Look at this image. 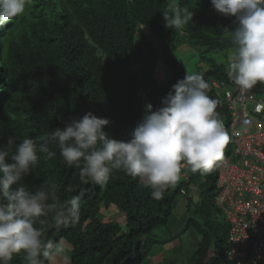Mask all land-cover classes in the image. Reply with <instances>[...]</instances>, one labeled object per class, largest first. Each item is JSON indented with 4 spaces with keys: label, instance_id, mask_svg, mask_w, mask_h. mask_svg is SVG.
I'll list each match as a JSON object with an SVG mask.
<instances>
[{
    "label": "trees",
    "instance_id": "obj_1",
    "mask_svg": "<svg viewBox=\"0 0 264 264\" xmlns=\"http://www.w3.org/2000/svg\"><path fill=\"white\" fill-rule=\"evenodd\" d=\"M174 7L194 13L182 30L165 27L162 12ZM233 20L211 0H30L24 14L0 26V146L9 137L40 143L46 133L87 112L110 120L104 131L114 138L128 139L145 105L161 107L185 77L177 55L188 49L204 64L199 73L229 129L231 113L213 81L234 83L225 61L213 55L223 53L229 61L233 48L225 28L234 30ZM249 91L264 99V84ZM52 150L56 155L40 154L20 183L31 191L45 182L54 185L60 202L83 193L79 223L43 226L45 238L70 243L71 264H150L155 244L175 240H160L155 232L168 226L178 195L187 199L184 231L199 237L186 264H235L227 258L228 224L216 205V167L199 170V176L186 164L180 179L155 200L138 177L122 170H114L107 184H83L80 169ZM23 255L15 254L10 264H25ZM44 264L50 262L45 258Z\"/></svg>",
    "mask_w": 264,
    "mask_h": 264
},
{
    "label": "clouds",
    "instance_id": "obj_2",
    "mask_svg": "<svg viewBox=\"0 0 264 264\" xmlns=\"http://www.w3.org/2000/svg\"><path fill=\"white\" fill-rule=\"evenodd\" d=\"M29 3L0 0V26L24 14ZM211 3L219 14L234 18V30L225 28L233 48L228 78L242 92L264 84V7H260L264 0ZM193 15L187 7L162 12L165 27L172 30H182ZM210 88L202 73H186L161 100V107L153 110L151 103L145 105L126 140L105 132L110 120L91 112L46 133L40 143L29 136L19 143L9 137L7 145L0 146V264H10L19 253L24 254L25 264H44L45 258L50 264H71L70 243L45 238L43 226L51 222L59 229L79 223L83 193L60 202L54 185L45 182L31 191L21 184L38 165L40 154L52 158L56 155L52 149L58 150L66 165L80 169L83 184H107L114 170H122L138 177L155 200L162 199L165 190L180 179L182 164L190 165L192 171L217 170L230 134L216 111L218 101L209 95ZM251 117L257 119L259 114L251 113ZM260 118L264 120V112Z\"/></svg>",
    "mask_w": 264,
    "mask_h": 264
},
{
    "label": "built area",
    "instance_id": "obj_3",
    "mask_svg": "<svg viewBox=\"0 0 264 264\" xmlns=\"http://www.w3.org/2000/svg\"><path fill=\"white\" fill-rule=\"evenodd\" d=\"M213 85L222 91L231 111L230 143L235 148V160H223L217 167L216 205L228 224L227 258L243 264L250 248L251 264H261L264 263V120L260 115L264 112V101L235 85L217 82ZM251 113L259 114V118L253 119ZM185 167L182 164V169Z\"/></svg>",
    "mask_w": 264,
    "mask_h": 264
},
{
    "label": "rangeland",
    "instance_id": "obj_4",
    "mask_svg": "<svg viewBox=\"0 0 264 264\" xmlns=\"http://www.w3.org/2000/svg\"><path fill=\"white\" fill-rule=\"evenodd\" d=\"M151 39L152 41H155L153 37H151ZM229 54L231 56L232 51H230ZM213 57H216L219 61L220 60L222 62L225 61V65L228 66V61L222 60V58L224 57L223 53L215 54L213 55ZM177 58L179 59L180 62H182L185 68V72L187 74H191L194 72L199 73V67L200 66L204 67L203 66L204 64L200 62L198 55L194 53L193 51H191V49L178 51ZM218 94L222 98L223 94L221 92H219ZM227 131L230 134V128L227 129ZM226 159H229L230 161L235 160V148L230 143V140L224 149L223 160H226ZM196 173L199 176L202 175L199 170H197ZM198 191L199 190L194 189L193 196H196ZM186 205H187L186 197L182 195H178L176 198V206L169 219L168 226L155 232V235L159 236L160 240L162 239L167 240V239H170L171 237H174L175 240L169 241L166 244H163V243L155 244L153 248L151 249V255H152L151 260L152 261L150 264H155L153 261V258L157 257L158 255H160L161 258L163 259L164 263H161V264H170L171 262L175 264H186L187 260L189 259L191 254L196 249L197 241L199 240L198 235L191 230L184 231L185 223L187 219ZM168 246H170V248H168ZM251 260H252L251 249L247 248L246 256L243 259V264H251ZM261 264H264V263H261Z\"/></svg>",
    "mask_w": 264,
    "mask_h": 264
},
{
    "label": "crops",
    "instance_id": "obj_5",
    "mask_svg": "<svg viewBox=\"0 0 264 264\" xmlns=\"http://www.w3.org/2000/svg\"><path fill=\"white\" fill-rule=\"evenodd\" d=\"M111 215H114V212L111 213ZM119 219L121 220V218L119 217ZM172 246V245H171ZM168 248H170V246H168ZM172 251V250H171ZM152 261V260H151ZM153 261L155 264H161L164 263L163 259L161 258L160 255H158L157 257L153 258Z\"/></svg>",
    "mask_w": 264,
    "mask_h": 264
},
{
    "label": "water",
    "instance_id": "obj_6",
    "mask_svg": "<svg viewBox=\"0 0 264 264\" xmlns=\"http://www.w3.org/2000/svg\"><path fill=\"white\" fill-rule=\"evenodd\" d=\"M248 109H250V107H248Z\"/></svg>",
    "mask_w": 264,
    "mask_h": 264
},
{
    "label": "bare ground",
    "instance_id": "obj_7",
    "mask_svg": "<svg viewBox=\"0 0 264 264\" xmlns=\"http://www.w3.org/2000/svg\"><path fill=\"white\" fill-rule=\"evenodd\" d=\"M256 93V92H255Z\"/></svg>",
    "mask_w": 264,
    "mask_h": 264
}]
</instances>
